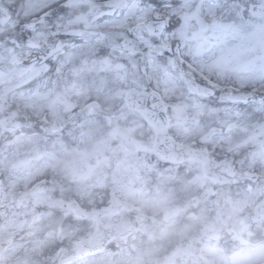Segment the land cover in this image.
<instances>
[{
  "label": "rangeland",
  "instance_id": "obj_1",
  "mask_svg": "<svg viewBox=\"0 0 264 264\" xmlns=\"http://www.w3.org/2000/svg\"><path fill=\"white\" fill-rule=\"evenodd\" d=\"M57 1L3 0L10 8L20 11L19 16L22 17L37 11H48L43 14L44 19L40 20V23L13 19L7 23V31L16 22L19 30H23L27 25H36L38 30H47L48 33L54 29L58 31L63 22L72 26L73 15L69 20L71 23L68 24L67 19L59 13L50 14L49 6ZM97 1L68 2L67 8L72 11L77 10L80 16V19L77 17L78 25L81 28L92 26L97 31L94 35H82L80 43L86 46L78 52L81 54L79 58L64 59L60 65L66 66L64 70L77 67L85 70L96 63V71L98 64L100 66L107 64L111 70L117 71L123 90L119 94L115 92L114 102H105V99L111 95L109 92L113 87L100 80H98L100 84L96 82L92 84L94 79L92 73L85 75V82H82L80 87L88 88V93L96 88V94L91 93V95L97 97L99 106H93L95 113L82 111L76 114L69 112V109L82 102V97L79 100L77 96H71L67 86L63 83L61 86L57 73H53L50 77H41L32 88L17 93L18 98L15 99L17 106L10 113L14 117L24 116L26 119L25 112H21L20 109L22 105L31 111L30 118V114H33L34 118L40 120L46 133L58 135L77 127L80 134L74 137L76 140H72L71 145L60 144L65 148V151L59 149V153H65L63 156L58 154L51 158L45 155L40 158L33 153L29 156L30 160L25 167L20 162V157L10 153L5 156L9 161L6 166L16 171H13L10 177L6 174L8 180L4 189H0V202L8 204L9 199L15 201L19 206H10V210L19 209V211L16 213L17 216L13 214L16 217L0 220V264H4L3 261L7 259V264H54L58 258L72 253L79 239L92 230L89 219L74 223L75 217L69 213L67 207L82 203L87 208H91L114 199L121 200L125 206L124 214L132 215L131 219L135 224L133 232L124 241L117 240L118 243L112 245L118 247L121 243L122 249L127 251L122 252L121 248L112 250L107 247L95 257L83 259L76 264H106V257L111 254L114 255L112 264H264V221L251 220L255 203L264 195V151L258 148L264 137V96L260 99L250 97L248 102L240 104V106H250L247 115L239 110L232 111L237 116L234 115L229 122L226 119L229 115L221 114L220 120H215L214 126H207L208 124L203 122L202 118L205 115L198 109L203 102L192 98L186 92L179 93V98L183 99L184 103L168 104V130L171 135L184 143L206 146L212 156L223 157L233 163L237 172L229 183L214 184L207 180L202 175L200 163L197 161H188L184 165H179L182 168L178 170L179 166L175 164L161 163L152 152L137 150L133 144L126 143L125 134L129 133L143 144L151 145L153 131L137 110L125 106L123 96L126 87L131 85L141 87L143 78L135 72L131 75L128 71L129 67L120 60L116 62L115 56L109 52L113 48L109 30L114 25H119L122 20L110 18L108 10L111 6L119 4V0L106 3L104 10L93 18L91 23L86 22V13ZM130 1L132 0H124L121 9H126L127 3L132 6ZM161 1L162 9L155 13L168 22V29L158 39L161 43L189 44L191 41L201 43L205 39L206 42L201 44L207 42L218 44L233 40L226 44L225 50L230 52L237 48L235 53L238 60L244 59L239 62L225 53L218 62L223 69L226 62L234 64L236 71L241 72L243 69L248 75L238 78L237 80H240L238 84L244 85L249 81L247 86H250L258 82L253 87L258 95L264 93V0ZM149 4H145L144 8L150 10ZM57 10L56 7L55 12ZM150 14L148 12V15ZM202 21L208 22L207 31L199 29L198 25ZM221 22L229 23L231 26L222 30L218 26ZM181 29L185 31L181 32ZM131 31L139 34L138 42L150 41L144 31L139 29ZM53 34L56 35L55 32ZM129 34L131 35V32ZM102 45H106L108 50L98 49ZM143 45L146 47L145 44ZM22 46L24 43L19 48ZM252 46H257V53L256 49L251 52ZM2 48L0 62L1 66H4L6 60H11L15 39L12 36L7 37ZM71 48L72 45L67 46L65 54L69 53ZM224 60L227 61L223 63ZM250 64L253 66L251 67ZM171 67H174L172 62L168 64V70L175 73L177 69ZM43 69L44 65L36 63L17 68L13 63L8 64L7 68L2 70L1 74H5L2 80L14 75L16 81H19L23 78L20 75L26 73L40 76ZM150 69L151 75L165 97H171L173 94L170 91L174 84L166 66L162 68L155 63V69ZM250 75L257 77L250 81ZM102 87L107 88L102 90ZM60 95L64 96V100ZM14 98L0 97V110H7ZM193 106L196 112L189 113V108ZM237 111L246 116H241ZM250 114L255 116L247 117ZM255 119H258L256 125H254ZM233 122L236 123L234 126L237 129H240L239 124L242 125V132L245 131L244 127L251 126L246 131L249 138L245 136V132L242 137L240 132L238 135L242 139L232 141L234 132L230 135L228 133ZM187 123L193 128L191 129ZM220 127L224 129V135L218 134L216 130ZM246 147L250 148L248 152H245ZM1 170L3 168H0V172ZM190 171H192L193 187L196 186L194 190L198 192L191 193L184 184L180 186L183 190L182 197L187 196L189 203L180 200L186 203L176 206L179 202L175 201L178 200H171L167 194L153 201L156 197L155 192H161L162 189L156 188L154 192L149 189V186L153 185L149 176L171 174L176 179L178 174L189 175ZM250 173L257 174L256 178L251 179ZM28 179L32 180L33 188L43 185L42 191L21 196L20 190L30 186ZM146 193L149 195L145 196ZM232 199L239 201L243 208L236 210L230 206L229 202ZM187 208L188 214H192V210L197 209V217H195L196 224L193 225L195 231L189 235L186 243L177 235H174L173 239H180L174 242L156 238V232L153 233L148 229L152 223H158L157 226L161 227L169 225ZM69 216L70 223L66 222ZM188 245L189 248H186ZM168 247L170 248L166 252L157 256L160 251H165Z\"/></svg>",
  "mask_w": 264,
  "mask_h": 264
},
{
  "label": "water",
  "instance_id": "obj_2",
  "mask_svg": "<svg viewBox=\"0 0 264 264\" xmlns=\"http://www.w3.org/2000/svg\"><path fill=\"white\" fill-rule=\"evenodd\" d=\"M141 95H144V93H142ZM134 105H137V104L136 103H134L133 105L130 104V106H134ZM141 108H143L144 110H146L145 107H141ZM156 108L160 111V113H163V108L161 106H156ZM155 127H156V131H157L156 141L163 134H164V137H166V134L164 132L165 131L164 130V127H165V118H164L163 114L161 115V121H159V120H156L155 121ZM172 146H173L174 149H177L178 150V154H177V156H175V158H177V159H183V158H186L188 156H197L203 162L204 171H206L207 168L213 169L214 170L213 171V174L214 175L216 174L215 176H217V175L220 176L221 180H223V181H228L231 178V175H232L231 174V170H230V168H229V166H228L227 163H223V162L213 161V160L207 159L206 154H204L202 151H197L196 149H190L187 146H178V145H172ZM256 210L260 214V215L257 216V218L264 215V201H262L259 204V206H257V209ZM99 228H100V224L98 223L97 224V231H96V233H94V235H92L91 238L86 239L84 241V243L85 242H88L90 240H95L94 237L97 236ZM99 243L97 244V246H100ZM81 250H83L82 247L78 251L79 254L81 253Z\"/></svg>",
  "mask_w": 264,
  "mask_h": 264
}]
</instances>
